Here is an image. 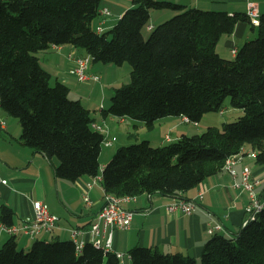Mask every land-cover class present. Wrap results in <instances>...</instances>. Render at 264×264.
Wrapping results in <instances>:
<instances>
[{"label": "trees", "instance_id": "16d2710c", "mask_svg": "<svg viewBox=\"0 0 264 264\" xmlns=\"http://www.w3.org/2000/svg\"><path fill=\"white\" fill-rule=\"evenodd\" d=\"M104 0H0V106L21 124L22 144L56 158L57 178L71 182L98 176L104 134L92 126L91 110L70 97L38 56L52 47L85 50L91 63L131 65V82L116 89L104 118L142 121L151 130L157 120L182 116L199 123L223 112L227 98L242 111L233 122L209 126L166 145L149 140L119 147L102 169L105 192L115 196H177L224 170L232 156L255 153L264 165V14L253 25L247 13L188 8L158 0H131L117 24L105 33L92 23ZM175 15L153 27L152 11ZM249 22L257 36L234 59L218 52L222 37ZM88 67V70H89ZM88 72V71H87ZM236 179V178H235ZM238 182V181H237ZM13 211L0 206V221L13 225ZM233 234L216 230L204 245L201 262L182 253L136 246L130 264H264V208ZM0 264H123L112 251L74 240H36L28 252L13 235L0 248Z\"/></svg>", "mask_w": 264, "mask_h": 264}, {"label": "crops", "instance_id": "0c3cea01", "mask_svg": "<svg viewBox=\"0 0 264 264\" xmlns=\"http://www.w3.org/2000/svg\"><path fill=\"white\" fill-rule=\"evenodd\" d=\"M158 1L179 3L188 8L225 11L230 14L247 13L248 10L247 0ZM252 1L258 5L260 13L264 14V0ZM132 7L131 0H104L101 9H108L110 14L99 15L92 23L93 28L101 33L107 32L117 24L125 11ZM169 15L167 11H156L155 13L152 11L150 25L146 29L145 36H148L151 29L167 19ZM256 35L257 31L253 30L249 22H241L236 26L232 35L222 37L218 44V52L226 59H234L235 55L232 50H238L242 44ZM85 56L87 54L81 48L65 45L58 48L52 47L45 52L42 59L39 58L42 66L52 76H55L56 80L70 87L71 95L74 90H78L77 84L81 82L71 73L76 65L75 59ZM67 64H69V71L66 72L65 65ZM106 67L108 68L99 63L90 64L89 73L101 76L100 80L106 81L107 77L104 76L103 71ZM102 83L104 87L101 86L100 90L105 94V85L109 82ZM73 99L83 103L81 97ZM103 106L104 104L100 106V109L98 108L101 114ZM235 112L242 114L241 110ZM92 117L95 120L94 123L106 126L110 131L109 136L113 145L108 146L109 149H116L123 139L121 135L125 133H119L115 129L118 125L123 131L124 128L126 129L124 123L129 128L133 127L135 133L127 131L128 135L123 140L137 142L145 138L144 140L148 139L151 143L156 142L155 145L158 146L176 141L183 135H189L190 131L187 125H183L184 117L182 116H168L159 119L160 121H157L161 122L160 127L155 124L151 130L144 122L131 118L108 116L107 118L102 117L100 121L97 117ZM158 128L160 131H156ZM21 134V124L12 119L0 106V206L5 205L13 211L14 225H21L34 216V204L37 201L46 204L49 211L58 216L60 220L57 228L51 233H43L35 238L25 235L21 237L20 242L17 240L19 234L15 235L19 248L29 249L38 239L74 240L72 237L74 230L79 231L77 241L93 242L96 237L90 230L106 202V192L102 181L90 187L89 184L93 183L91 176H83L75 182L57 178L55 167L59 165V161L56 158L50 160L43 153L36 152L31 147L22 144ZM250 151V147H244V158L236 166L238 173L236 179L229 172L223 171L208 178L187 193L177 196L159 193L144 194L137 196L136 200L124 202L122 206L133 211V220L128 229L114 230L112 251L123 255V264L126 258L130 262L129 252L136 246L158 248L165 253H182L198 259L202 255L205 243L212 237L208 233L209 227L221 224L223 229L220 233L225 232L230 235L238 232L247 218L245 208L250 202V197L246 191L235 188L233 184L235 181L241 182L245 166L250 167L253 177L260 179V184L256 188V196L259 200H264V165L257 164L255 158L249 156ZM114 152V150L109 151L108 157L112 158ZM103 156L104 150L102 149L101 157L104 158ZM102 161L101 169L107 163L105 160ZM200 192L204 193L202 200H198ZM179 199L197 200L196 210L190 214L167 211V206ZM108 234L109 230L102 237L103 242L106 241ZM11 236L13 235L4 229L0 221V248Z\"/></svg>", "mask_w": 264, "mask_h": 264}, {"label": "built area", "instance_id": "2783aa9c", "mask_svg": "<svg viewBox=\"0 0 264 264\" xmlns=\"http://www.w3.org/2000/svg\"><path fill=\"white\" fill-rule=\"evenodd\" d=\"M248 3V12H256L259 10L258 5L253 2L252 0H247ZM109 15L110 12L108 9H101L100 15ZM253 25L260 24V18H256V20H251ZM99 32V31H98ZM100 33V32H99ZM58 48V47H56ZM237 52V49H233L232 53ZM76 65L71 71V73L77 76L79 81L85 82L88 79H93L95 81H99L100 77L94 74H88V67L90 59L89 57H79L75 59ZM185 122H190L188 118H184ZM93 128L101 133L104 134L103 144L105 146L113 145V141L110 139V131L107 129L106 126L93 123ZM249 156L255 157V154H251ZM244 155L240 153L238 155L232 156L229 158V167L225 169V171L229 172L234 178H237L238 173L236 170V166L243 160ZM99 181V175L93 177V183H90L89 186L91 187L94 183ZM6 183V181H4ZM260 184V179L253 177V173L250 167L245 166L242 171V180L241 182L235 181L233 186L235 188H240L243 191L249 193L251 202L247 205L245 211L247 215H250L251 210L257 204H262L263 201L259 200L256 196V188ZM87 197V196H86ZM106 202L101 211L97 215L96 221L93 223L90 232L96 237V244L95 246H102V248L106 249L107 251L113 250V232L115 229H128L133 220V211L125 209L122 205L124 202H117V200H109L108 195L106 193ZM204 198V193L200 192L198 196V200H202ZM87 200V199H86ZM133 200H136L133 199ZM131 201V200H127ZM35 206V214L32 218L27 219L21 225H5L3 227L12 235L17 234H24L31 238H35L43 233H51L53 232L59 222V217L52 214L49 211V208L46 204L42 201H37L34 204ZM197 208V200L195 199H179L174 203L167 206L169 212H182L185 214H190L194 212ZM221 224H216L215 226L209 227L208 231L210 233L214 232L215 230L222 229ZM109 230L108 237L105 242H103L102 237L105 236V233ZM79 231L74 230L72 231V237L79 249L82 248L84 242H79L76 240ZM113 252V251H112ZM118 257L121 259L123 255L120 253H116ZM123 263V262H122Z\"/></svg>", "mask_w": 264, "mask_h": 264}, {"label": "rangeland", "instance_id": "374dc122", "mask_svg": "<svg viewBox=\"0 0 264 264\" xmlns=\"http://www.w3.org/2000/svg\"><path fill=\"white\" fill-rule=\"evenodd\" d=\"M165 11L169 12L170 15L168 16L167 19H165L162 22H165L166 20L172 18L175 15V12H173L171 10H165ZM155 12L156 11L154 10V13ZM161 23H158L157 25H159ZM145 33H146V31H145ZM148 36H146V37H148ZM256 36L254 38H256ZM81 50L85 51L82 48H81ZM45 52L38 53V56L42 59V56L45 54ZM94 64H97V63H94ZM99 64L102 65V66H104V65L108 66V68L106 67L103 71H104V76L107 77L106 81L109 82V84L106 83V81H101V80L95 81L93 79H88L86 82H82L81 81V82H79L77 84L78 87H79V88L77 87L78 90H74V93H72L70 95V97L72 99L73 98L78 99V98L81 97L83 99V104H85L88 108H90L92 116L97 117L101 121L103 115L101 114L100 111H98V108L100 109V106L102 104H104L103 108H107L108 109L110 107L111 103H112V97L115 95L116 89L121 87V86H123V85L129 84L131 82V65H130L129 62H125L123 65H115V64H112V63H110V64L99 63ZM68 65L69 64L65 65V71L66 72L69 71V66ZM91 65H93V63H91ZM88 74H90L89 70H88ZM100 75H101V73H100ZM76 78H77V76H76ZM55 82H56V77L52 76L51 83L54 84ZM102 82L106 83V85H105V91H106L105 94H103L104 92L102 93L101 90H100L101 86L104 87V84ZM97 83H99V85L96 86ZM230 100H231L230 98H227V100L225 102V106H224L223 112L208 113L202 118V120L199 123L185 122V121L182 122L183 125H187V127L190 129L189 135L201 134L204 131H206L209 126L221 127L224 122H233V121L238 120L240 118V116H242L243 114L241 115V114H237V112H235V111H239V109L231 107ZM11 117H12V119H15L16 121H18V123H20L17 118H15L13 116H11ZM171 117H175V116H171ZM159 121H157L155 124L160 127V123L161 122H159ZM124 125L126 126V129L124 128L123 131H121V127H118V125H117V127L115 129L119 133L120 132L125 133V135H121L123 137V139L125 137H127V135H128V133H126L127 131L135 133V130H134L133 127L129 128L125 123H124ZM156 131H160L159 128ZM123 139H121V141H120L121 143L120 142L118 143V147L116 149L115 148L114 149H109L104 144L102 145V149L104 150V156H103L104 158H102L101 155H100L101 164L103 162L102 160H105V162H107V163L111 160V157L110 158L108 157L109 151H113L114 150L116 152V150L120 146H126V145H131L133 143H136L135 140H133V141L131 140L130 141V140H123ZM144 139L145 138H141V139L137 140V142L142 141ZM151 144L153 146H158V145H155V144H157L156 142H153ZM115 152H114V154H115ZM223 234H225V232H223ZM22 236H25V235L24 234L17 235V240H19L18 242H20ZM39 238H41V237H39ZM30 248L31 247H29V249ZM20 249L23 250L21 247H20ZM29 249H25V252H28ZM197 261L200 263L201 262V257H199L197 259ZM124 264H130V262H129V260L127 258H126V261H125Z\"/></svg>", "mask_w": 264, "mask_h": 264}, {"label": "bare ground", "instance_id": "6f19581e", "mask_svg": "<svg viewBox=\"0 0 264 264\" xmlns=\"http://www.w3.org/2000/svg\"><path fill=\"white\" fill-rule=\"evenodd\" d=\"M248 16L250 18V20H256V18H260L261 16V13H260V10H257L256 12H248ZM237 52H234V55H236ZM251 154H255V153H250L249 155ZM250 157H253V156H250ZM229 167V159L227 160L225 166H224V170L227 169ZM99 181H102V175L101 173H99ZM108 199L109 200H117V202H127V200H133V199H137V196H123V197H119V196H115L113 194H108ZM262 208H264V201L262 204H257L256 206L253 207V209L251 210L250 212V215H248V217L250 216V218H254V216L256 215V213L258 211H260ZM247 221H245L244 225L247 224ZM93 244H96V238L94 239L93 241ZM85 245V243L83 244V246ZM82 246V247H83ZM98 248H102V246H96ZM130 257V256H129Z\"/></svg>", "mask_w": 264, "mask_h": 264}, {"label": "water", "instance_id": "95a60500", "mask_svg": "<svg viewBox=\"0 0 264 264\" xmlns=\"http://www.w3.org/2000/svg\"><path fill=\"white\" fill-rule=\"evenodd\" d=\"M248 193V192H247ZM249 194V193H248ZM249 197H250V195H249ZM250 202H251V198H250ZM250 202H249V204H250ZM247 207V206H246ZM246 209V208H245ZM247 214V213H246ZM247 218H248V215H247ZM247 218H246V220H247ZM245 220V221H246ZM245 221H244V223H245ZM244 223H243V225H244ZM245 226V225H244ZM223 229V228H222ZM221 230V229H220ZM220 230H217V232H220Z\"/></svg>", "mask_w": 264, "mask_h": 264}]
</instances>
